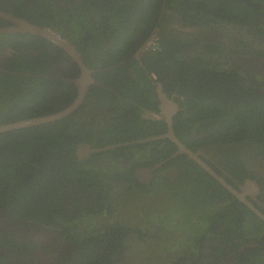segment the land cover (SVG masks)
<instances>
[{"label":"trees","instance_id":"16d2710c","mask_svg":"<svg viewBox=\"0 0 264 264\" xmlns=\"http://www.w3.org/2000/svg\"><path fill=\"white\" fill-rule=\"evenodd\" d=\"M0 9L58 32L94 70L92 77L103 84H94L88 100L69 117L0 132V264L183 261L172 255L174 251L167 250L169 257L165 256L163 248L169 247V238L174 236L166 237L160 228L150 233L143 223L140 240L135 243L129 235L138 227L115 221L101 224L93 217L99 212L83 207L85 198L78 200V189L100 185L91 179L90 172L96 167L83 169L75 150L80 140L94 141L91 135L96 134L79 138L69 132L68 126L79 122V112L88 110L89 101L94 100L93 105L109 110L106 120L99 119L104 124L98 128L99 137L106 141L95 146L165 134L168 125L164 116L145 115L161 111L154 78L162 83L167 95L181 92L182 97L175 98L181 110L173 117L180 140L193 151L208 155L210 158L200 156L237 190L250 176L259 182L264 194V177L254 171L257 164L248 161L247 155L250 149L264 148V92L252 81V71L259 69L249 59L250 55L264 56V52L237 35L232 46L236 54L231 53V58L216 38L179 34L163 23L165 19L171 23V15L180 13L185 26H249L253 32L257 30L256 35H250L264 41V0H0ZM3 22L0 17V27H4ZM157 27H161L159 35L154 37L160 50H143L138 60L135 53ZM8 46L18 51L14 68L32 75L9 72L3 63L0 65V125L55 114L74 102L77 88L70 79L80 70L76 64L71 72L66 70L57 56L62 50L59 46L31 33L0 34V52L5 49L2 54L6 61L11 50ZM124 85L130 101L119 110L114 106L120 102H115L118 98L110 90ZM102 92L106 98L95 97ZM46 106L52 110L43 113ZM119 150L127 151L125 159L140 161L136 166L170 159L166 166L173 165L177 175L167 173L164 180L153 182L148 195L161 211L164 203L168 210L174 209L176 213L170 217L201 215L198 225L203 236L196 241L194 254L203 250L199 249L202 245L209 264H220L228 257L231 264H264V235L258 245L247 246L249 238L264 228V220L203 166L186 159L187 154L173 156L178 147L170 138L130 144ZM71 180L76 185L72 203L68 201ZM174 194H187L191 199L174 202ZM96 201L105 205L102 198ZM215 203L220 207L212 209ZM198 204L200 213L192 211ZM147 210L155 222L163 223L164 213ZM3 248L9 252H3Z\"/></svg>","mask_w":264,"mask_h":264},{"label":"flooded vegetation","instance_id":"af4514ba","mask_svg":"<svg viewBox=\"0 0 264 264\" xmlns=\"http://www.w3.org/2000/svg\"><path fill=\"white\" fill-rule=\"evenodd\" d=\"M9 13H11V12H9ZM182 15L183 14H180V13L179 14L174 13L170 17L171 23L169 22L168 19H165L163 21V23H165L166 27L175 29L177 32H179V34L184 33V32L187 34H190V35L195 34L204 40H207L208 38H211V39L216 38V40L218 42H221V45H223L225 47L226 53H229L231 58L234 56L231 53L236 54V52H234V50H235L234 49V47H235L234 46V44H235L234 38H237V35H241L243 38H247L250 42H254L257 45V49L260 50L261 52H264V41H260V40H258L257 36H253V35L257 34V30H256V32H253L254 29L249 27V26H241V27L239 26V28H237L238 25L229 26L227 24H218V25H214V27L212 29H203V28L196 27V26H194V28H192L189 26H185L182 23V21H181ZM15 16H18V15H15ZM18 17H20V16H18ZM21 18H24V17H21ZM26 20H28V19H26ZM28 21H30V20H28ZM2 24H4V26L14 25L12 22L8 21L7 19H4V22ZM160 28L157 27L155 29V35L158 34L157 32L160 31ZM27 33L28 32L18 33V34L23 35V34H27ZM251 33L253 35H250ZM259 39H263V37H259ZM148 41H149V39L143 44V45H146V47L144 49H141L142 48L141 47L135 53L134 57L137 58L138 60H140L142 51L149 49L147 47ZM55 45H57V44H55ZM57 46H59V45H57ZM232 46H234V47L232 48ZM59 47L62 50H60L59 55H57V56L60 57L59 60L65 66L66 70L68 71V69H69L71 72L73 70L74 64H76L80 70V73L78 74L77 77L70 79L71 82H73L75 84V87L77 88V97L74 100V102H75L80 97V86H78V84L75 81L81 77L82 68H81L80 64L77 62V60L68 51H66L61 46H59ZM8 48H10L11 50H8V60L7 61L5 60L4 55L2 54L5 49H3L0 52V65H2V63H3V65H5L7 68L6 70L9 72L19 73V74H23V75H26V74L32 75V73H28L29 71L17 70L14 68L16 65V63H14V60H16V57L18 55V53H17L18 51H16L15 49H13L10 46H8ZM52 49H53V46H52ZM53 50H55V49H53ZM56 52H57V50H55V53ZM228 56H225V58H228ZM9 57H12V60ZM243 57L245 59V56H243ZM249 59L253 60L254 62L252 61L251 64L255 65L259 69L256 71H254V70L252 71L255 74V77H254L255 80L252 79V81H254V83H256L257 85H260L262 88L261 91L264 92V56L250 55ZM226 60H228V59H226ZM93 73H94V70H93ZM151 77L152 76L149 75V78H151ZM65 80H68V78H65ZM94 80H95V83H91L90 85H88V90H87L81 104L85 100H88L89 89L94 84H98L99 86H103V84L101 82H99L96 79H94ZM152 81H153V84L157 86L156 90H157V95H158V83H160V82L155 81V78L152 79ZM160 84H161L162 90H163V85H162V83H160ZM106 88H108V87L106 86ZM124 88H125V85L116 91L110 90L111 95L116 96L118 98V100H116L115 102L116 103L120 102V104H118V107L114 106V108H118L119 110L121 108L122 109L125 108L126 104H128V102L130 101L128 98V89L127 88L124 89ZM164 93L166 94V92H164ZM180 94H181V92L180 93L177 92V94L172 93L171 96H169L167 94L166 95L170 99V101L175 102L179 105V100H177V99L175 100V98H178V99L181 98L182 95H180ZM95 97H98L99 99H101V98H106L107 95H105V92H102L100 94H96ZM92 98H94V97H92ZM158 99L160 102L158 104V107L161 109L162 108L161 107L162 102L159 98V95H158ZM74 102L72 104H70L68 107H66L65 109L71 107L74 104ZM100 103H104V101H101ZM81 104L79 105V107L81 106ZM93 104H94V100L89 101L88 110H81L79 112V115L77 116V119L80 121L75 122V124L68 126L69 132L73 133V134H78L79 138H82L87 133H91V132L96 134V135H91V136H94L93 137L94 141H88L85 139L80 140L79 144L76 146V149H75L76 155H77L78 159L80 160V162L82 163L83 169L88 170L90 167H93V166L96 167L95 170L90 172L92 174L91 179H93L95 184H100L98 188H95V186H93V187L90 186V188L88 186H85L83 189L77 190L78 195H79L78 200L85 198V199H83V202L85 204V205H83V207L87 206V207H90L89 210H91L92 212H95V211L99 212V213H95L93 215V217H94L95 221H97L99 223L101 222V224H104L105 222L115 221V223L120 222L123 226H128L131 228H137L138 227L139 229L136 232H132L129 235V240L131 239V237H134V239L132 241L135 243L139 242V240H140L139 238H140L141 233H142L143 223L146 225L147 231L150 233L154 232L153 228H160L161 231L164 232L161 234H165L166 237H170V235L174 236V237L169 238V240H170L169 241V247L163 248L165 250V256L166 257H169L170 251H174L172 255L177 254L176 255L177 259L180 257L183 258V261L181 259V262L179 264H209L208 261H205L207 259V257H205V255H204V253H206V251L204 250V246L199 245V249H201V248L203 249L202 251H200V253H197V252H195V254L193 253V249L195 248L194 245H195L196 241H199V238L201 236H203V235L199 234L200 229H201L198 225V224H200V222H199L200 221L199 218L201 217L200 214L197 216H188V217H182V216L170 217V214H172V213L175 214L176 211L174 209L168 210L167 205L165 203L162 204V206H161L162 211L160 209H158L157 204L154 203L150 207L143 204L142 206H139V208L133 209L129 215L122 212V206L128 204L130 202V200H132L136 196L148 195V193L151 190V186H152L153 182L157 183L158 180H164L163 177L167 173L170 176H172V175L176 176L177 175L175 173L176 170H175V167L173 165L166 166L167 164L171 163L169 161L170 159L161 160L160 162L153 164V165H144V166H138L137 165L136 166V164H138L140 161H133L130 159H125V157L128 156V155H126L127 151L126 150H124V151L119 150V148L125 147L124 145H120V144L127 143L130 141L117 142V140H115L116 143H114V144L95 146V144L98 145L100 143V141L101 142L106 141L105 137H99L100 134L98 133V128L102 123L104 124V122H100L99 119L100 118L105 119V116L108 114L109 110L107 107H101L100 108V107H97ZM53 105L56 107L59 104L53 103ZM79 107H77L70 114H68V117L73 112L78 110ZM65 109H63L62 111H64ZM51 110H52L51 106H46V108L43 110V113L51 111ZM180 110H181V108L179 105V109L175 113L174 117L177 116V114L180 112ZM59 112H61V111H59ZM59 112H57V113H59ZM163 114H164L163 109L160 111V113L159 112L155 113L154 111L153 112L148 111L145 113L146 116H155V117H160V118H161V116H164ZM44 116H48V115H44ZM44 116H38V117H44ZM181 118H183V116ZM165 119H166V117H165ZM3 125H5V124H3ZM37 125H40V124H37ZM177 126L178 125H175V127H177ZM175 127L173 124V130H174L176 136L178 137L177 131L179 133L180 130L175 131ZM167 131H168V126H167ZM97 137H99V138H97ZM153 137H155V136H153ZM178 139L180 140L179 137H178ZM76 140H77V138H76ZM132 141H135V140H132ZM182 143L184 145H186L184 142H182ZM83 144L89 145L93 149L87 155L84 153V156L82 155V152H80V155H79L80 146H82ZM111 146H116V147L111 148ZM186 146L190 150L193 151V149H191L188 145H186ZM103 147L104 148L108 147V148L106 150L95 151V149H102ZM177 147H178V145H177ZM257 149L258 150H257L256 154H254L253 149H251L249 151V152H253V153L247 154L248 155V161L257 164V167L253 168L254 171L257 172L259 174V176L261 175V177H264V148H257ZM193 152H195V151H193ZM195 153H197L198 156L205 162H206V160H204L200 156L201 154L207 158H210L202 150H198V152H195ZM177 154L178 155L182 154V153H179V147H178L177 153L174 154L173 156H177ZM183 154H185V153H183ZM132 159H134V158H132ZM181 159H183V158H181ZM186 159H193V158L190 157L189 155H187ZM150 160H151V158H148L146 161L149 162ZM193 160L195 162H197L195 159H193ZM217 160H219V159H217ZM86 161H88L87 162L88 164L85 163ZM212 161H213L212 163L215 166H217L220 169L222 168L218 165L217 161H215V160H212ZM198 164L201 165L200 163H198ZM156 165H160V166L157 169L153 170V172L151 174H149L145 171L146 168L153 167ZM164 166H166V167H164ZM210 167L212 168V166H210ZM131 173H133L136 180H134V177H132ZM254 181L257 183L258 188L255 187ZM238 187H239V191H242L244 194H246L247 200L253 204V206L255 207V209L257 211H255L250 206L249 207L254 212H256L257 214L258 213L264 214V211H262L264 209V194H262L263 192L259 186V182L256 181L254 178L249 176L242 182V184H239ZM74 188H76V185L73 184V182L71 180L70 182H68V201L70 203H72V201H73L72 194L74 193ZM99 197H101L103 199L102 203H104L105 205H101L96 201V200L101 199ZM239 201L242 202L241 200H239ZM220 203L225 205L224 202H220ZM188 204L190 205V202ZM189 205H187V206H189ZM218 207H220V204H218V203H215V204H213V206H211L212 209H217ZM191 208H189V209L191 210ZM147 209L151 210V212L155 213V214L164 213L165 216H164L163 223L160 225L157 222H155L154 221L155 219L152 218L153 215H151V217H150L148 215V213H146V211H148ZM192 211H195V212L197 211L198 213H200V211H201L200 205L198 204L197 208H192ZM140 213H145V215L142 216V215H140ZM258 215L261 217L260 214H258ZM169 217L171 218V220H169ZM144 218H145V220H144ZM147 218H149L153 222V224L150 223L147 220ZM262 219L264 220V218H262ZM256 233L257 234H255V233L253 234V237H256L255 239H253L252 236L249 238L247 246L252 247L256 244L258 245V241H260V239L264 235V228L258 230ZM153 240H155V239H153ZM172 244H173V246H172ZM260 245L262 246V244H259V246ZM2 250L5 253L9 252L5 248H3ZM167 250L169 252H167ZM154 251H155V249H154ZM10 253H12V252H10ZM224 257L225 256H223L222 258H224ZM229 258L230 257L224 258L223 261L221 260L220 264H231L228 261ZM203 260H204V262H202ZM168 262L170 264H176L175 261L170 262V260H169ZM138 264H141V263L138 262ZM166 264H168V263H166Z\"/></svg>","mask_w":264,"mask_h":264},{"label":"water","instance_id":"95a60500","mask_svg":"<svg viewBox=\"0 0 264 264\" xmlns=\"http://www.w3.org/2000/svg\"><path fill=\"white\" fill-rule=\"evenodd\" d=\"M0 17L7 19L8 21L12 22L14 25L12 26H4L0 27V34H9V33H31L35 35L42 36L51 42L61 46L66 51H68L80 64L82 68V74L81 77L76 80L75 82L80 86V97L77 101L74 102V104L65 109L64 111H61L59 113H55L52 115L44 116V117H35L31 119L21 120L10 124H5L0 126V132L12 130V129H18L23 127H29L34 126L37 124H41L44 122H49L53 120H57L63 117L68 116L73 110H75L79 105L81 104L87 90L88 85L91 83H95L94 78L92 77L93 70L90 69L83 61L80 53L77 51V49L66 39H64L59 33L53 31L51 28L41 26L35 23H32L24 18L15 16L12 13H9L7 11H4L0 9ZM146 45H143L141 49H144ZM158 95L162 102L161 110L163 109L164 116L166 117V121L168 124V131L167 133L155 137H149L145 139L130 141L127 143H123L120 145H130V144H136L139 142H147L151 140H155L158 138H170L172 139L179 147V153H185L195 159L198 163H200L212 176H214L217 180H219L227 189H229L239 200L253 208L255 211V207L253 204L247 200L246 194H244L242 191L237 190L233 185L228 183L224 177L220 176L213 168H211L205 161H203L197 153L190 150L186 145H184L176 136L174 130H173V117L175 113L179 109V105L175 102L170 101V99L167 97V95L163 92L162 86L160 83H158ZM116 146H111V148ZM108 147H103L102 149H95V151L100 150H106ZM93 149L89 145H82L80 146L79 155L80 152H82V155L84 156V153L87 155L89 152H91ZM160 165H156L153 167H148L145 169V171L149 174L153 172V170L157 169ZM255 187L258 188L257 183L254 181ZM261 215L262 218H264V214L258 213Z\"/></svg>","mask_w":264,"mask_h":264},{"label":"rangeland","instance_id":"374dc122","mask_svg":"<svg viewBox=\"0 0 264 264\" xmlns=\"http://www.w3.org/2000/svg\"><path fill=\"white\" fill-rule=\"evenodd\" d=\"M256 152H257V150H254V154H256ZM248 153H253V152H248ZM177 199L186 201V200H190L191 197L187 194H180V195L174 194V199H173L174 202ZM192 200H194V199H192ZM143 204L150 207L151 205L154 204V202L152 201V198L149 195H146V196L139 195V196L134 197L132 200H130V202L128 204L122 206V212L129 215L133 209H137V208H139V206H142ZM164 253H165V250H164ZM120 264H138V262L128 261V263L127 262H121Z\"/></svg>","mask_w":264,"mask_h":264},{"label":"built area","instance_id":"2783aa9c","mask_svg":"<svg viewBox=\"0 0 264 264\" xmlns=\"http://www.w3.org/2000/svg\"><path fill=\"white\" fill-rule=\"evenodd\" d=\"M157 37V36H156ZM156 38L155 37H152L149 41H148V47H153V48H156L157 50H160V48L158 47L157 45V42L155 41Z\"/></svg>","mask_w":264,"mask_h":264},{"label":"clouds","instance_id":"9594fccd","mask_svg":"<svg viewBox=\"0 0 264 264\" xmlns=\"http://www.w3.org/2000/svg\"><path fill=\"white\" fill-rule=\"evenodd\" d=\"M154 36H156L155 35V31H154V33L151 35V37L149 38V40L152 38V37H154ZM147 47H148V43H147ZM149 48V47H148ZM152 76V75H151ZM152 77H154V76H152Z\"/></svg>","mask_w":264,"mask_h":264}]
</instances>
